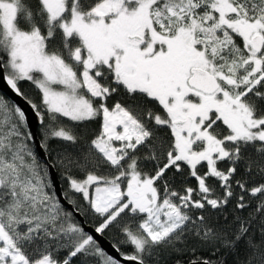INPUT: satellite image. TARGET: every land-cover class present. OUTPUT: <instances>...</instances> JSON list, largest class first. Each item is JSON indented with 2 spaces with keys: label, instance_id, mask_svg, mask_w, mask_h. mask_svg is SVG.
Listing matches in <instances>:
<instances>
[{
  "label": "rangeland",
  "instance_id": "rangeland-1",
  "mask_svg": "<svg viewBox=\"0 0 264 264\" xmlns=\"http://www.w3.org/2000/svg\"><path fill=\"white\" fill-rule=\"evenodd\" d=\"M69 1L42 0L52 22L61 18ZM158 1L107 0L93 11L91 19L85 18L77 9L73 10L71 23L64 26V32L67 37L77 36L81 40L82 46L76 51L79 53L77 65L47 56L44 40L38 32L25 33L16 28L17 4L0 2V24L3 28L0 48L6 53L9 74L12 79L20 77L29 80L32 79L31 73L40 74L41 78L36 84L49 111L74 121L88 120L95 112L91 98L104 102L105 91L116 90L113 110L103 107L102 135L93 145L110 164L123 163L129 173L108 183L99 177L89 176L83 182H74L73 188L90 199L95 212L109 216L102 227L113 222L126 209L138 208L147 212L141 229L145 237L156 243L168 238L187 221L177 206L163 199L157 200L154 181L159 177L162 165L168 163L171 157L170 152L154 138L160 126L201 111L202 121L196 123L194 131L183 136L173 132L176 160L186 159L195 165L206 161L211 170L217 160L225 157L227 142H264V118H255L250 108L230 94L228 89L237 81L241 71L245 77L256 76L258 81L264 80V50L257 54L251 49L252 38L258 34L264 35V18L250 19L242 14L234 18L232 15L237 12L235 2L239 3L240 0H215L214 8L219 19L213 25L223 32L217 40L207 34L208 28L198 19H193L189 26L181 25L174 33L172 27L178 21L169 19L170 23L164 25L160 19H156L160 31L170 34L168 43L172 46V56L180 59L178 77L174 81L170 78L172 82L166 87L159 79H152L150 74L133 69L135 59L132 56L138 55L139 59H143L136 51L134 54L132 50L117 52L114 74L102 66L92 65L93 68L87 64L89 58L83 45L90 44L92 52L102 51L100 46L89 43L87 35L95 33L107 37L106 29L111 28L112 20H117L115 26L121 27L125 34L142 32L148 42L152 41L155 32L153 18L157 17L154 5ZM177 6L183 8L180 4ZM169 13L173 15L175 11L170 9ZM108 16L110 19H106ZM117 17L119 19H111ZM228 33H235L242 38L240 55L231 47ZM101 56L102 53H93L92 59L97 60ZM236 56L240 59H236ZM190 67L209 71L223 82L222 90L214 97L202 98L197 104L190 97L184 98L187 90H180V77H185ZM191 97L199 98L194 94ZM205 105L207 109H201ZM209 108L215 109L217 114H212L211 120L203 125L210 116ZM0 110L5 115L3 120L0 119V183L7 186L15 198L12 208L0 213V264H30L14 245L1 216L7 211L12 223L25 222V217L20 218L23 210L31 211L28 202L41 216L35 213L28 215L37 221L49 222L57 216L58 208L48 194L45 183L34 172L33 163L28 167L24 146L21 143L13 145L19 140L18 135H21L14 127L10 110L1 98ZM213 116L221 119L230 130L227 138L219 139L210 131L216 121ZM60 136L69 139L66 134ZM199 144H202L201 148H198ZM81 149L68 148L63 160L68 161ZM134 183L142 193L139 201L132 200L128 194L130 190L134 191L130 188ZM20 195L21 199H18ZM34 264L56 263L46 257Z\"/></svg>",
  "mask_w": 264,
  "mask_h": 264
},
{
  "label": "trees",
  "instance_id": "trees-1",
  "mask_svg": "<svg viewBox=\"0 0 264 264\" xmlns=\"http://www.w3.org/2000/svg\"><path fill=\"white\" fill-rule=\"evenodd\" d=\"M106 1L70 0L61 18L52 22L42 0H0L2 3L17 4L15 24L19 31L38 32L44 40L45 54L70 65H77L74 58L82 46L77 36L67 37L64 32V26L71 23L72 11L77 9L85 18L91 19L93 11ZM214 3L215 0H159L154 5L157 13V17L153 18L154 26L160 31L157 18L164 25L173 19L178 21L172 27L174 33L181 25L189 26L193 19H198L208 28L207 34L217 40L223 32L213 25L219 19ZM178 4L183 8H179ZM235 7L237 12L232 15L234 18L240 14L250 19L264 18V0H240L239 3L235 2ZM170 9L175 11L173 15H170ZM2 34L0 24V42ZM227 36L232 41L231 47L235 53L240 55L242 38L235 33H228ZM0 55L8 78L15 82L23 96L42 116L43 124L38 136L49 162L57 171L66 199L88 225L99 230L117 247L122 256L137 258L144 264H190L199 261L210 264H264V142H227L225 157L215 164L217 177H207V185L194 178L191 169L184 164H170L162 170L154 184L159 199L177 206L187 218L185 224L165 240L156 243L145 237L141 229L145 216L132 209H126L113 222L102 227L109 216L95 212L90 199L76 191L73 183L83 182L89 176L99 177L108 183L129 173L123 163L110 164L93 145L102 135L103 107L113 110V98H104V102L91 98L95 110L91 119L74 121L63 117L49 111L44 103L42 92L36 84L41 78L40 74L31 73L30 80L20 77L12 79L2 47ZM235 58L240 59L239 56ZM228 89L230 94L250 108L255 118H264V80L258 81L256 76L245 77L241 71L237 81ZM0 98L10 110L13 125L21 135L13 145L21 143L24 146L28 167L33 163L34 172L43 180L58 208L53 221H37L28 214H41L27 202L31 211L21 212L23 216L20 219L25 217L26 221L19 224L12 223L11 215L8 216L6 211L1 217L14 245L30 264L46 257L56 264H118L95 246L74 215L59 204L47 165L38 158L20 111L1 93ZM4 116L0 110V119L3 120ZM213 117L216 121L210 131L219 139L227 138L230 130L221 119ZM60 134H66L69 139ZM154 138L171 156H175V137L168 126L160 127ZM201 147L202 144H199L198 148ZM68 148L83 149L64 161L63 154ZM197 173L203 179L209 173L208 166L201 165ZM203 186L209 187L210 200L204 199ZM191 191L193 194L189 197ZM18 199H21V195ZM14 200L11 190L0 183V213L11 209Z\"/></svg>",
  "mask_w": 264,
  "mask_h": 264
},
{
  "label": "flooded vegetation",
  "instance_id": "flooded-vegetation-1",
  "mask_svg": "<svg viewBox=\"0 0 264 264\" xmlns=\"http://www.w3.org/2000/svg\"><path fill=\"white\" fill-rule=\"evenodd\" d=\"M110 16H108L106 19H110ZM60 19V18H59ZM93 19V18H92ZM99 19V18H97ZM102 19V18H101ZM111 19H119L117 18H111ZM105 22V26H107L106 21ZM111 23V24H110ZM110 27L111 28H107L106 30H108V36L106 37L105 35H97L95 33H90L89 35H87V37L90 39L89 43H94L95 45H98L101 47L102 51H97V52H92V47L90 46V44L87 45H83V49L84 52L86 54V56H88L89 61L87 62V64H91L90 66H102L104 68H106L107 71H110L111 73L114 74V69L116 68V54L118 51H126V50H132L131 53H133L134 51H136L137 53H140L142 55V60L139 59L138 55H133L132 57L135 59V63L132 64V67L134 70H142L144 72H146L147 74H150V76L152 77V79H159L161 81V84H163V86H167L170 82H172V80L174 81L175 79H177L176 77H178V67L180 66V59L178 57H173V52H172V46H170V44L168 42H170V38L167 32L165 31H159L155 28V32H154V38L152 39V41L150 40V42L147 41V37L145 34H143L142 32H132L129 34H125L124 32L121 31V27H119L118 25L115 26L117 23V20H112L110 22ZM142 28L144 27V23L141 26ZM107 35V33H106ZM130 36H140L143 38V43L140 46H133L128 42V38ZM264 36V35H263ZM149 38V37H148ZM83 49H81L83 51ZM96 53V54H100L102 53V58H97V60L92 59V54ZM134 54V53H133ZM92 66V67H93ZM94 68V67H93ZM145 69V70H144ZM193 67H190L189 70L186 73L185 77H180L182 84L179 85L180 90L183 88V90L187 93H184V98L190 97V100H193V102L195 104L199 103V101L202 98H209V97H214L216 96L223 88V82L219 80L221 88L219 89V91L213 95H206L192 87H190L189 85V80L192 76L191 71H192ZM170 78L172 80H170ZM143 81L145 82V79H143ZM116 84H118L119 82H115ZM161 87V86H160ZM192 94L197 95L199 98H194L191 97ZM105 98H113L114 101H116V90H113L111 92H107L105 91L104 93ZM168 100V99H167ZM169 102V101H168ZM205 107V108H204ZM201 109H207L206 105L203 106ZM208 111L209 113V118L207 119V121L203 122V125L208 123L209 120H211L212 114H217V111L215 109H211ZM199 113H201V111L197 110L195 111L192 115H187L185 117H181V118H176L173 121H170L168 123V125H163V126H168L174 133L178 134V135H187L190 132L194 131L195 129V125L198 121H202V117L203 115H200ZM192 119L193 123L191 126V129L189 131L183 132V133H179L177 132L174 127H173V122L177 121V120H186V119ZM171 123V124H170ZM162 127V126H160ZM159 127V128H160ZM211 128V127H210ZM177 157V151L175 156H171L170 160L168 163L162 165V170L166 169L170 164H184L186 166H188L192 173H193V177L196 179H199V182H201V184L203 185H207V177L212 176V177H217V175L215 174V167H213V170H211L210 165L208 162L203 161L202 163H198V164H191L190 162H188L186 159H182L180 158V160H176ZM203 164H206L208 166V170L209 173L207 175L204 176L203 179H201V177L198 175L197 173V169H199V167ZM162 172V171H161ZM161 174V173H160ZM160 176V175H159ZM229 177V176H228ZM227 177V178H228ZM153 179V178H152ZM157 180V179H155ZM155 184V181H154ZM138 185L137 184H131L130 188L134 189V191L130 190L128 194H130V197L132 198V200L135 201H139L142 196V193L138 190ZM209 187H205L203 186V194H205V200H210L209 197L211 195V191L208 189ZM156 189V188H155ZM157 191V190H156ZM158 194V191H157ZM192 191L189 192V197L190 195H192ZM159 199V195L157 200ZM131 204L133 205V203L131 202ZM136 212H139L141 215L143 216H147V212L141 211L138 208H134L132 209Z\"/></svg>",
  "mask_w": 264,
  "mask_h": 264
},
{
  "label": "water",
  "instance_id": "water-1",
  "mask_svg": "<svg viewBox=\"0 0 264 264\" xmlns=\"http://www.w3.org/2000/svg\"><path fill=\"white\" fill-rule=\"evenodd\" d=\"M128 42L133 46H140L143 43V38L140 36H130ZM251 49L261 54L264 50V36L261 34L255 35L251 40ZM75 61H79V53H76ZM191 78L189 80L190 87L206 94L213 95L221 88L218 78L212 75L209 71L201 68H193L191 71ZM0 93L11 101L20 111L27 129L29 130L32 138V142L37 153L38 158L47 165L48 175L52 185L53 192L59 202V204L68 209L74 217L78 220L81 228L85 234H87L95 246L103 251L109 258L118 264H144L137 258L124 257L117 249V247L109 241L100 231L94 227L88 225L84 217L75 209L74 205L70 203L63 192L61 181L58 177L57 171L53 164L48 160V156L39 139V128L43 124L41 114L36 110L32 103L27 100L18 89L13 80L8 78L6 67L3 58L0 55ZM193 120L188 118L186 120H177L173 122L174 129L183 133L191 129ZM190 264H210L205 261L192 262Z\"/></svg>",
  "mask_w": 264,
  "mask_h": 264
},
{
  "label": "bare ground",
  "instance_id": "bare-ground-1",
  "mask_svg": "<svg viewBox=\"0 0 264 264\" xmlns=\"http://www.w3.org/2000/svg\"><path fill=\"white\" fill-rule=\"evenodd\" d=\"M116 103V101H114V104ZM93 105V104H92ZM94 107V106H93ZM96 229V228H95ZM99 231V230H98Z\"/></svg>",
  "mask_w": 264,
  "mask_h": 264
}]
</instances>
